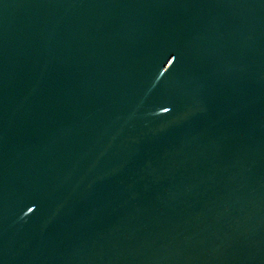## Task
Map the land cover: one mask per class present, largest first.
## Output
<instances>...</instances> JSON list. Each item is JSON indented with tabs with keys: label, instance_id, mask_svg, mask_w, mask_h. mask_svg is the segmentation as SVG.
Masks as SVG:
<instances>
[{
	"label": "water",
	"instance_id": "1",
	"mask_svg": "<svg viewBox=\"0 0 264 264\" xmlns=\"http://www.w3.org/2000/svg\"><path fill=\"white\" fill-rule=\"evenodd\" d=\"M0 264H264V0H0Z\"/></svg>",
	"mask_w": 264,
	"mask_h": 264
}]
</instances>
